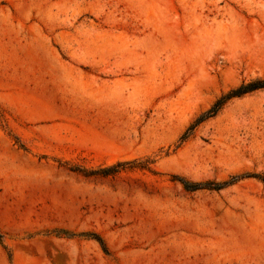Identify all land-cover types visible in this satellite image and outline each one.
I'll list each match as a JSON object with an SVG mask.
<instances>
[{"label": "rangeland", "instance_id": "1", "mask_svg": "<svg viewBox=\"0 0 264 264\" xmlns=\"http://www.w3.org/2000/svg\"><path fill=\"white\" fill-rule=\"evenodd\" d=\"M261 79L264 0H0V264H264Z\"/></svg>", "mask_w": 264, "mask_h": 264}, {"label": "trees", "instance_id": "2", "mask_svg": "<svg viewBox=\"0 0 264 264\" xmlns=\"http://www.w3.org/2000/svg\"><path fill=\"white\" fill-rule=\"evenodd\" d=\"M260 89H264V79L256 80V81H253V82H250L246 85L241 86L239 89L231 92L229 95H227V96L223 97L221 100H219L215 104V106L206 115L202 116L201 118H199L197 120L196 124L201 123L202 121H204L207 118L216 116L227 100L234 98V97H240L242 95L249 94V93L255 92V91L260 90ZM235 181H236V179L234 178L232 181L226 182V183L220 184V185L218 184V186H216V187L218 189H220V188L224 187L225 185L234 183ZM184 185H185V188L189 191H196V190L202 188V186L200 184H190L189 182H184Z\"/></svg>", "mask_w": 264, "mask_h": 264}]
</instances>
